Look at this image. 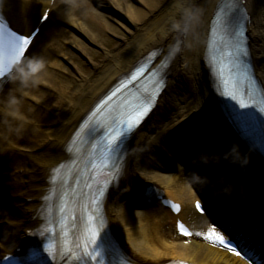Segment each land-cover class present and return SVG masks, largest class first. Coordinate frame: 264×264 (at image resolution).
I'll use <instances>...</instances> for the list:
<instances>
[{"label": "bare ground", "instance_id": "bare-ground-1", "mask_svg": "<svg viewBox=\"0 0 264 264\" xmlns=\"http://www.w3.org/2000/svg\"><path fill=\"white\" fill-rule=\"evenodd\" d=\"M75 1L0 2V16L18 32L29 35L39 30L28 54H31V60L43 61V68L38 71L32 72L25 67L7 86L5 80L8 77L0 83V213L8 208L2 206V200H9L8 206L18 214L9 221L0 217V259L8 254L24 255L31 244L30 232L45 223V209L55 185L52 181L54 170L77 156L71 148L72 139L94 104L140 61L154 53L152 67L164 61L162 77L165 87L156 108L127 144L118 177L104 199L106 223L131 264H173L181 260L191 264H237L220 243L221 253L207 251L201 256H198L201 251L195 247L181 246L196 257H183L154 248L162 244L158 241H165L162 246L166 248L180 247L165 240L169 233L164 229L168 224L172 237L181 239L183 236L176 230L178 219L193 227V230L190 227L192 239L206 232L212 233L213 228H216L215 234L223 235L226 240L230 237L206 215H199L195 210L194 202L202 201L190 181L196 179L201 164L192 172L188 171V165L198 154L202 160H207L224 145L251 151L227 118L206 62L212 20L221 0H171L166 5L161 4V0H154L153 5H147V10L129 6L124 16L133 28L120 22L117 24L126 31L143 33L121 51L107 52L105 64L97 68L90 80L81 79L79 74L68 79L64 73L76 74L74 68H65L51 59L57 43L66 37L67 32L50 21L61 20L69 24L79 33L76 35H83L94 45H99L97 38L103 39L101 26L120 38L124 35L118 26L106 20L105 15L72 8ZM94 1L107 10L113 6L110 0ZM245 1L242 7L249 17L250 57L264 90V0ZM118 2V8L124 13L127 1ZM65 9H70L79 20L87 19L89 26L71 21ZM45 15L47 19H44ZM189 17L193 18L194 24L188 23ZM38 39L41 44L33 50ZM77 39V36L73 37L74 41ZM86 49H89L87 45ZM26 57L27 54L21 64ZM41 77L48 78L50 84L41 82ZM40 85L46 91L35 89ZM178 116H181L180 120L176 119ZM196 122H204L205 128L201 126L195 134L188 133ZM225 155L231 156L228 152ZM172 163L176 167L174 172ZM144 184L156 190L163 189L166 200L177 205L179 210L154 202V208L137 211V206L149 198ZM262 211L264 207L259 212ZM255 224L250 226L251 233L259 227L260 232L264 230V220L260 225ZM3 225H7L6 230L9 226L10 230L4 231ZM199 246L204 249L202 244ZM263 246L264 240L254 251L258 253ZM192 248L195 251L192 252ZM262 257L263 254L260 259ZM240 258L241 264H252L241 255Z\"/></svg>", "mask_w": 264, "mask_h": 264}, {"label": "rangeland", "instance_id": "rangeland-1", "mask_svg": "<svg viewBox=\"0 0 264 264\" xmlns=\"http://www.w3.org/2000/svg\"><path fill=\"white\" fill-rule=\"evenodd\" d=\"M127 1V7H124V13L118 8V0H110L111 4L113 5L110 9H104L101 6H98L97 2H95L94 0H76V4L73 5L72 8L74 9H85L86 12H96V13H100L106 16V20L119 27V30H121V33H123L124 36H122V38H120L119 36H117L116 34H112L111 31H108L107 29H105L104 27L101 26V37L103 38L102 40H100V38H97L95 33L93 31L92 34L95 36V38H97V43L99 45H94L91 44L83 35H76L79 33H76L75 28H73L72 26H69V24H66L64 22H62L61 20H55V21H50L51 24L55 25V27H58L59 29H62L63 31L67 32V34L65 35L66 37L61 39L57 45H56V49L53 50L52 52V60L55 62H59L61 65H64L65 68L71 69L74 68V70L76 71V74L73 73H69V74H65L64 75L68 78V79H72V77H76L78 76V74L80 75L81 79L85 80H90L92 79L96 72H97V68H99L100 66L104 65L107 57H106V53L107 52H118L121 51L122 49H124L129 43H133L136 39V37H138V35L142 34L143 31H126L124 29V27H122L120 24H117L118 22H120L121 24L128 26L130 28H133L132 23H130L129 20H127L124 16V14H127V12L129 11L128 7L129 6H133V8H140L142 10H147L148 7L147 5H153V1L154 0H126ZM163 5L168 4L169 1L171 0H161ZM74 2V3H75ZM147 3V4H146ZM59 5H57L58 7ZM66 13L68 15V18L73 21L74 23H84V26L87 27V25L89 26V23L86 20H79V18L74 15V13L70 10V9H65ZM144 29H147V27H144ZM77 36V41L73 40V37ZM41 38V36H40ZM84 43L87 45V47L89 49H86V45H84ZM41 44V40L38 39L34 45V49L36 47H39ZM37 49V48H36ZM37 51V50H36ZM92 59L91 60H89ZM31 60V54H28V58L26 61ZM27 63V62H26ZM26 63H23L22 67L19 66L18 68V72L16 71L13 76H15L17 73L21 72V68H23L24 66H27ZM96 68V69H95ZM39 80L43 83H45L46 85L50 84V81L48 78L46 77H41L39 78ZM86 80V81H87ZM36 89L38 91H46L45 88L40 86H37ZM60 92V91H59ZM63 93H65L64 89L62 90ZM54 95H57L58 93H53ZM61 94V92H60ZM196 102V101H195ZM197 103V102H196ZM193 106V105H192ZM191 107V99L189 100L188 103V109L190 110ZM197 107V104H196ZM202 115V114H201ZM176 119H181V116L176 117ZM197 123V122H196ZM204 127V122L203 124L201 123H197V125H193L191 127L192 129V133L195 134L198 130L199 127ZM174 166V167H173ZM17 169V168H14ZM174 172L176 167L175 165L172 163V168H171ZM143 183V182H142ZM141 183V185H142ZM145 185V184H144ZM2 206L4 207H8L7 209L3 210L0 213V217H4L6 220H10L13 219L12 217L14 215H18L16 212H13L11 210V207L8 206L7 203H9V200H2ZM154 208V204H146V203H141L140 206H137L136 210L137 211H143V210H150ZM190 221L192 222L191 217ZM3 228V230L5 231L7 228V225H3L1 226ZM166 230L167 233H169V237L168 242H172L175 243L177 245H180V247L173 249L170 247H164L162 246L163 242L165 241H158L157 243H162L160 245H158L157 247L154 248H158L157 250L163 251L165 253H172V254H177V255H183V257H196L194 256L192 253L189 254L188 251L181 249L182 245H189V246H193L196 249L200 250L201 253H199L198 251V256L203 255L205 252L207 251H218L219 253L221 252L218 249V241L215 240V234L211 233V232H206L203 236H200L199 238L196 239H187V240H181V239H175L172 237L171 235V231H170V227L166 225V227L164 228ZM10 227L8 226V229L6 231H9ZM207 237V238H206ZM204 247V249H200L201 245ZM195 251L192 248V252ZM155 252V250H154ZM151 252H148L147 254H150ZM203 253V254H202ZM230 258L232 260H237V255L234 254V256H230ZM237 264H239L238 261H236Z\"/></svg>", "mask_w": 264, "mask_h": 264}, {"label": "snow or ice", "instance_id": "snow-or-ice-1", "mask_svg": "<svg viewBox=\"0 0 264 264\" xmlns=\"http://www.w3.org/2000/svg\"><path fill=\"white\" fill-rule=\"evenodd\" d=\"M0 2H2V0H0ZM44 19H47L46 15L44 16ZM189 19H191V17H189ZM33 39H35V36L33 34L24 35L22 33L12 30L8 26V24L4 21L3 17H0V79L4 78L9 72L12 71L13 63L19 62L24 52L31 45ZM235 46L239 48V44H236ZM33 71H35V69H33ZM228 96L231 100L236 101L241 109L255 107L254 104H247L243 100L238 99V97L233 93H228ZM152 106H153L152 98L149 97L146 101V105H142L141 108L138 110V114L134 118L135 121L137 123L140 122L143 119V117H145L148 114ZM243 115L244 113H236V118L241 119ZM132 128H133V124L127 125L128 131H131ZM103 193H104L103 188H98L96 195L93 196V202L97 203V209H96L97 212H99L100 210L98 200L99 197L103 196ZM176 207L178 210V206ZM196 207L197 209H200L202 211L201 205L199 203H197ZM99 219H100V227L103 228L104 224L106 223V220L102 216L99 217ZM213 223L215 224V221ZM179 227L183 235L185 236L190 235L189 232L184 230V225L182 223L179 225ZM217 227H219V225H217ZM221 230L226 231V229H221ZM212 233L213 234L216 233V228L212 229ZM98 235H99L98 231H94L92 233V237H93V240L91 241L92 243H95V238ZM215 240L218 241L224 247L229 248V250L232 251L235 255L237 256L241 255V252L238 251L237 249L242 246L239 243L234 244L233 238L229 237V239L226 240L223 235L215 234ZM95 251L96 249L93 248L92 252L87 253V255L99 261V257L93 255ZM5 259L6 261H11L14 258L7 257Z\"/></svg>", "mask_w": 264, "mask_h": 264}, {"label": "clouds", "instance_id": "clouds-1", "mask_svg": "<svg viewBox=\"0 0 264 264\" xmlns=\"http://www.w3.org/2000/svg\"><path fill=\"white\" fill-rule=\"evenodd\" d=\"M189 24H194V20L191 17V19L188 20ZM27 67L30 71L32 72H36L39 69L43 68V61L39 60V59H32L28 61ZM33 69H35V71H33ZM13 103H16V101H13Z\"/></svg>", "mask_w": 264, "mask_h": 264}]
</instances>
